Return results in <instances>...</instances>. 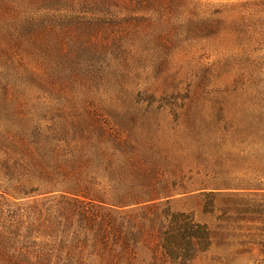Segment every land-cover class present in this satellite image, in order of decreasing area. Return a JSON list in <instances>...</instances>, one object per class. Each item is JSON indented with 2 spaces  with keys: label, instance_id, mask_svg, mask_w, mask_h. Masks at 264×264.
Wrapping results in <instances>:
<instances>
[{
  "label": "rangeland",
  "instance_id": "1",
  "mask_svg": "<svg viewBox=\"0 0 264 264\" xmlns=\"http://www.w3.org/2000/svg\"><path fill=\"white\" fill-rule=\"evenodd\" d=\"M125 1L112 4L95 31L76 27L93 22L94 14H71L65 5L40 0H0V133L11 138L20 132L21 143L29 144L45 135L65 150L74 144L70 130L90 126L88 116L98 115L106 127L126 130L147 148L159 180L179 192L242 194L240 200L218 197L214 207L205 196L200 205L172 204L226 233L189 264H264V172L257 170L264 149L242 139L225 141L231 127L264 128V0H143L135 7ZM224 112L230 121L221 120ZM102 145L110 157L96 154L83 172L111 199L129 187L109 177L122 173L123 156L112 142ZM22 146L21 170L12 172L21 176V195H14L20 198L6 193L18 182L6 177V169L0 173V226L16 234L11 254L30 248L34 255L42 248L54 255L59 248L51 264H131L126 256L134 251L132 264H151L145 244L125 243L127 253L122 243H109L106 250L123 251L124 260L101 252L102 244H70L83 231L75 219L59 227L64 237L56 235L46 246L41 237L36 245L26 241L30 229L37 236L28 227L35 221L27 207L38 202L42 218L56 217L50 207L65 183L36 178ZM12 150L0 149V159L17 158ZM42 160L51 162L47 155ZM229 184L254 189L224 188Z\"/></svg>",
  "mask_w": 264,
  "mask_h": 264
},
{
  "label": "trees",
  "instance_id": "2",
  "mask_svg": "<svg viewBox=\"0 0 264 264\" xmlns=\"http://www.w3.org/2000/svg\"><path fill=\"white\" fill-rule=\"evenodd\" d=\"M40 1L50 2L59 6L65 5L67 6L65 10L70 11L71 14L90 13L97 15L96 19H93L91 23L80 22L76 24L77 28L79 26L82 27L81 24H84L88 29L95 31H98L99 26L102 24L101 22L104 21L103 18L109 14L107 10L109 11L112 4L126 2L125 0ZM132 1H134L133 6ZM144 1L129 0L127 6L142 5ZM45 29L47 30L49 27H43V30ZM221 120L228 122L230 118L224 112ZM88 121L91 122L90 126L88 124L86 126L78 124L75 129L70 130L67 137H70L74 144L69 145L70 148L65 150L55 148L49 140H45L47 138L45 135L42 138L39 136V140L36 143L29 144L25 143L24 139L21 143L20 132L10 135L9 137L11 138H8L5 133L4 135L0 133L1 151L5 152V149H14L10 152L11 155H18L17 158L13 159L10 157L0 159V164H4L0 167V173H2L3 169H6L9 171V174L6 173V177L18 182V185L11 186V192H6L7 194L9 193V196L21 195V176L14 177L13 174L21 170V158H19L21 157V144H23L22 147L27 157L26 165L36 171V178L44 180L57 178L65 183L63 189H54L60 192L57 196L56 205L50 207L51 209L55 208L53 212L57 214L56 217H52L49 214L50 218L46 216V218H42L45 211L40 208L38 202L35 204V201H32L27 207L28 212L32 213L31 215L34 216L35 221L29 222L28 227H34V234L37 236L35 237L30 229L29 233L24 236L26 241H31L36 245L35 239L41 237L40 243L46 246L56 235L64 237L65 232L61 231L63 233L61 235L59 227L67 228L75 219L83 231L73 234L70 244L90 242L94 248L98 244H102L105 247L100 249L101 252L103 250L111 252V254L121 260H124L123 251L115 254L116 252L111 246L109 248L112 251L108 250L109 248L106 250L109 243H122V246L124 245L122 248L127 253H130V249L127 248L126 244L134 247L138 244H145L151 248L153 253L151 264H189L199 253L208 250L214 244L218 235V239L226 237L224 228L212 227L206 222L196 220L194 212L173 210L171 209L172 204L182 201H194L200 205V198L205 196L211 206L214 207L218 197L240 200L239 197L242 194H222L214 191L194 194H189L187 191L179 192L172 183L159 180L161 173H158V168L147 159L148 149L132 142L126 130L119 127L116 130L106 127L100 116L95 114L88 116ZM100 121L101 123H99ZM229 129L227 136H225L227 137L225 141L232 142L242 139L248 144H254L259 150L264 149V128L238 126ZM42 140L45 142H42ZM91 140L96 141L98 146L91 148L93 147L90 145ZM105 141L112 142L115 153L122 155L124 158L123 167H121L122 173H118V176L109 177H113L111 180H115V183L117 181L119 185L125 186V188L129 187L113 194V196H110L111 199L106 198L107 196L101 190L91 187V185H95V178L87 176L83 172L84 167L87 168L95 164L96 154L110 157L107 148L102 145ZM44 155L49 156L51 162L43 161ZM259 162L260 166L258 164L257 170L263 173L264 162H262V159H259ZM106 164L108 163L106 162ZM12 174L13 176H10ZM31 180L29 178L24 181L28 182ZM112 182L114 183V181ZM242 186L243 184L241 186L229 184L224 188L235 190L254 189ZM177 195L179 197H176ZM20 197L14 198L18 199ZM129 205H136V207L125 209ZM60 220L63 221L60 222ZM8 230L9 227L0 226V264H51L52 258L57 256L59 248L52 250L53 252L56 251L54 255L42 248L34 255L28 250L30 248L11 254L8 244L10 243L9 241L14 239L13 237L16 234H12L11 230ZM62 244H66L64 240L60 246ZM261 247L263 248L259 247V249H262L261 252L264 253V245ZM130 254L131 256H126V261L132 264V261H134L132 255H137V253L135 254L132 251Z\"/></svg>",
  "mask_w": 264,
  "mask_h": 264
}]
</instances>
